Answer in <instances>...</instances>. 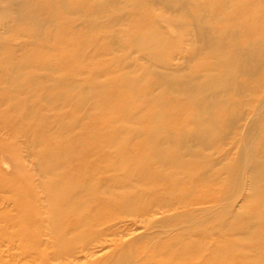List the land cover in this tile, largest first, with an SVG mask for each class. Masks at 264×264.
<instances>
[{"label": "bare ground", "instance_id": "obj_1", "mask_svg": "<svg viewBox=\"0 0 264 264\" xmlns=\"http://www.w3.org/2000/svg\"><path fill=\"white\" fill-rule=\"evenodd\" d=\"M194 1L0 0V264H264V0Z\"/></svg>", "mask_w": 264, "mask_h": 264}, {"label": "rangeland", "instance_id": "obj_2", "mask_svg": "<svg viewBox=\"0 0 264 264\" xmlns=\"http://www.w3.org/2000/svg\"><path fill=\"white\" fill-rule=\"evenodd\" d=\"M44 2H47V0H44ZM194 2H195L194 0H190V3H187V7L191 8V3H194ZM45 6H46V4L44 3L43 6H41V8H44ZM120 14H124L126 17L128 16L130 19H132V15L129 13H120ZM174 37H177L176 33L172 34L171 38H174ZM72 49H74V48L72 47ZM34 52H36V51L34 50V51L26 52V54L29 53L31 55ZM50 55H53V53H50ZM28 64H30V63H28ZM49 68H53V66L50 65ZM33 70L34 69H31L28 72L33 71ZM38 74H39V79L41 81H46V80L49 81V78H47V76H49L50 73L47 74L46 71L38 69ZM73 96H74V94H73ZM165 99H166V97H165ZM165 99L162 100L163 103L164 102L168 103L169 99H167V100H165ZM152 108H153L154 112H156V113L160 112L159 110L154 109L153 106H152ZM113 112L116 115V116H113V118H117V116L119 114L123 113L122 111H119V110L113 111ZM124 113H128V111H125ZM145 113H146V111L142 115H145ZM163 117H164V115H163ZM141 129H143L144 132H146V130L149 128L142 127ZM106 135H107L106 132L102 133L101 137L107 138ZM61 141H65V139H63ZM117 143H120V142H117ZM148 145L149 144H146V146H148ZM111 150H112V147L109 150L107 149L108 152L109 151L111 152ZM105 153H106V150H105ZM80 154H81V152H79V153L73 152L74 157H76ZM76 158H78V157H76ZM6 173H7L8 179H13V182H16V184L18 186L19 185L21 186L22 181L19 180V174L16 170H14V168L6 170ZM16 177L18 178V180ZM223 186H224V190H225V193L223 196L224 201L228 200V201L233 202L231 204L232 209L229 211V213H233V214L245 217V215L247 214L249 209L245 203V195H243V194H245L243 183H241V181L238 180L237 178H235V179L231 178L228 180H224ZM165 197H169V196L166 195ZM3 199H4V194L1 193L0 194V208L3 206H5V207L7 206V202L6 201L3 202L2 201ZM161 216L162 215L155 216L153 218H150V219L144 221V223H142V225L140 226V229H139L140 232L143 233V236L141 238V242L137 248L130 249V250L124 252L123 259H122L123 264H151V260H149V258L151 257V255L154 251L160 252L159 244L161 242L158 238L153 236L152 233H154L155 230L160 232V231H162V229H166L167 228L166 226L169 225V224L163 223V221H162L163 218H161ZM166 216H168V217L170 216L171 219L172 218H178V219H180L179 221H185L186 219L190 218L191 215H190V213L186 212V210L180 209V210H176L175 212H171L169 215H166ZM204 221L201 222V223H203V225H200L201 227H211V225L214 224L213 220H211V219L210 220H204ZM171 224L172 223H170V225ZM221 243L223 244V242H221ZM221 243H220V245H221Z\"/></svg>", "mask_w": 264, "mask_h": 264}]
</instances>
